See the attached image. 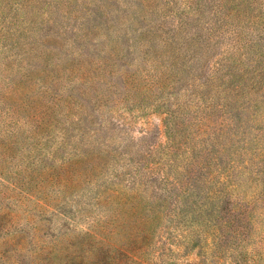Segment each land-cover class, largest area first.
Returning a JSON list of instances; mask_svg holds the SVG:
<instances>
[{
  "label": "rangeland",
  "instance_id": "1",
  "mask_svg": "<svg viewBox=\"0 0 264 264\" xmlns=\"http://www.w3.org/2000/svg\"><path fill=\"white\" fill-rule=\"evenodd\" d=\"M0 264H264V0H0Z\"/></svg>",
  "mask_w": 264,
  "mask_h": 264
}]
</instances>
